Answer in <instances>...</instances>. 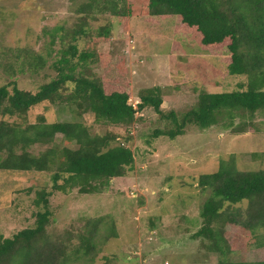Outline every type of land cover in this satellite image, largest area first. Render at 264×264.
<instances>
[{"label":"rangeland","instance_id":"rangeland-1","mask_svg":"<svg viewBox=\"0 0 264 264\" xmlns=\"http://www.w3.org/2000/svg\"><path fill=\"white\" fill-rule=\"evenodd\" d=\"M77 6L73 0H0V85L15 80L20 89L36 92L56 75L51 64L59 56L57 51L67 47L70 33L81 25ZM179 23L176 17L118 19L110 13L96 14L78 45L80 51L93 53L88 66L105 87L126 90L135 107L139 92L146 88L159 87L162 110L178 114L192 108L202 92H230L240 84L246 88V75L229 73V41L202 48L194 36L180 35ZM101 27L109 28L105 38L97 36ZM66 32L69 37L61 41ZM28 50L46 59L42 69L21 66ZM77 112L80 109L74 104L45 101L24 118L0 116V120L19 123H35L40 116L48 123L81 121L92 134L111 133L134 153L133 169L112 178L101 192L82 193L75 188L54 190L48 197L49 235L77 234L89 220L104 218L93 261L83 258L73 264H219L218 253L207 248L209 241L194 238L202 226V205L210 194L198 185V178L216 171L222 160H232L240 171L264 170V112L251 121L246 118V131L240 133L220 125L206 129L193 125L175 139L156 135L168 125L150 107L138 111L128 125ZM241 121L236 118L235 124ZM51 146L75 148L76 144L58 134L53 143L35 144L28 150L39 155ZM53 170H0V240L34 226L43 207L36 204L38 193L52 190ZM238 206L244 210L247 203ZM230 227L225 225L226 230ZM254 233L258 237L264 229ZM240 248L229 254L231 261L264 259L262 247Z\"/></svg>","mask_w":264,"mask_h":264},{"label":"trees","instance_id":"trees-1","mask_svg":"<svg viewBox=\"0 0 264 264\" xmlns=\"http://www.w3.org/2000/svg\"><path fill=\"white\" fill-rule=\"evenodd\" d=\"M73 3L78 4L76 12L81 15L78 18L81 25L77 24L70 33L69 45L57 51L59 56L51 64L56 75L36 92L20 89L15 80L0 85V116L24 118L32 107L51 101L74 104L80 109L79 115L92 112L98 121L128 125L138 111L150 107L168 125L156 135L175 139L193 125L201 129L220 125L240 133L246 131V118L251 121L255 114L264 112V0H73ZM105 13L118 19L176 17L180 35L194 36L202 48L229 41L226 44L229 73L246 75V88L240 84V88L230 92H202L192 108L178 114L162 110L160 88L152 87L139 92L140 102L133 106L129 103V92L107 89L104 80L92 72L88 65L93 53L79 49L78 40L88 34L89 19ZM108 32L109 28L101 27L97 36L105 38ZM64 37H69V33L61 41ZM25 53L22 67L28 65L38 71L46 65L41 54L29 50ZM10 67L16 74L17 70ZM236 118L242 121L235 124ZM58 134L76 147L51 146L39 155L29 152L35 144L53 143ZM134 161L133 151L117 143L115 136L92 134L81 121L48 123L44 116L35 123L0 120V170L54 169L52 190L38 193L36 204L43 207L37 212L34 226L0 240V264H73L83 258L93 261L104 218L89 220L77 234L67 231L49 235L47 227L52 212L48 197L54 190L66 192L75 188L82 193L101 192L112 178L131 171ZM198 185L210 194L202 205V226L194 238H201L203 243L209 241L207 248L218 253L219 264H264V259L239 262L229 259V254L240 247L264 248V233L258 237L254 233L257 228L264 229V170L240 171L232 160H222L216 171L199 176ZM243 202L247 203L244 210L236 207ZM228 224L231 227L226 230Z\"/></svg>","mask_w":264,"mask_h":264}]
</instances>
